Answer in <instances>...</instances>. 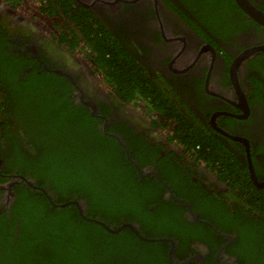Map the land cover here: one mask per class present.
<instances>
[{"label": "flooded vegetation", "instance_id": "flooded-vegetation-1", "mask_svg": "<svg viewBox=\"0 0 264 264\" xmlns=\"http://www.w3.org/2000/svg\"><path fill=\"white\" fill-rule=\"evenodd\" d=\"M248 2L264 13V0ZM103 35L120 59L100 69L96 51L111 52ZM261 46L264 26L236 0H0V217L26 189L55 201L13 163L19 155L35 170L51 155L49 128L67 100L88 109L94 130L138 166L133 183L151 179L144 194L161 205L143 215V227L138 214L139 223H121L137 228L143 239L127 232L139 249L133 241L122 250L125 241L90 264H264V215L246 207L230 222L242 207L233 203L241 195L235 172L264 199V51L245 54ZM4 88L13 101L21 89L20 99L10 102ZM204 142L220 146L225 160Z\"/></svg>", "mask_w": 264, "mask_h": 264}, {"label": "trees", "instance_id": "trees-1", "mask_svg": "<svg viewBox=\"0 0 264 264\" xmlns=\"http://www.w3.org/2000/svg\"><path fill=\"white\" fill-rule=\"evenodd\" d=\"M100 41L103 48H111L110 53L100 51L99 55L96 51L95 63L103 69L106 61L113 63L120 58L116 56L113 59L109 55L112 54L113 41L104 35ZM121 66L131 67V64L124 61ZM112 78L117 83L124 82L117 73H112ZM129 78V83L138 81V77ZM1 92L10 98V102H17L22 94L21 89H16L13 101L12 88L1 89ZM61 103H64L65 111H55L49 128L53 131L51 155L44 159L40 157L41 160L34 165L35 170L27 165L22 166L28 159L19 155L13 164L18 166L20 163L18 169L22 174L29 171L39 186H47L54 194L53 199L60 205L72 200H83L86 205L84 213L88 218L105 222L104 218L109 227H117L123 221L138 222L139 215L141 220L138 223L143 227V215L151 217L152 213L159 212L161 206L157 202L159 197L150 194L153 183L146 184L151 179L147 178L142 183L137 179L133 183L132 178L137 177L136 169L122 159L124 152L115 139L94 130V121L88 116V109H70L68 106H71V102L67 100ZM26 104L29 103L22 106ZM36 111L41 116L38 108ZM61 127L64 131L62 129L59 132L56 128ZM66 133H70L74 139ZM197 139L192 138V141ZM204 146L225 160L221 149L216 151L220 146L210 142H204ZM207 149L205 155L208 154ZM224 168L225 164L220 173ZM230 169L232 173L235 171L234 167L230 166ZM235 173L233 183L241 195L234 198L233 203L242 207L235 210L230 222H239L247 211L246 207H249L250 214L257 212L264 215V199L256 197L254 187L244 182L238 172ZM143 190L150 192L149 195L146 196ZM37 195L35 191L26 189L4 206L7 219L6 216L0 217V264H90L99 257L109 258L107 254L111 253L110 249H116L125 241L128 242L121 247L122 250L133 241L132 246L140 248V241L133 240L127 228L118 234H111L97 224L82 219L74 205L54 207L48 202H40ZM152 206H155L154 210L150 209ZM120 211L126 214H118ZM216 213L227 214L228 211L223 208V211ZM17 232L18 238H15Z\"/></svg>", "mask_w": 264, "mask_h": 264}, {"label": "water", "instance_id": "water-1", "mask_svg": "<svg viewBox=\"0 0 264 264\" xmlns=\"http://www.w3.org/2000/svg\"><path fill=\"white\" fill-rule=\"evenodd\" d=\"M238 6L247 14L249 15L251 18H253L254 20H256L258 23H260L261 25L264 26V13L261 12L260 10H258L257 8L253 7L248 0H236ZM254 51H264V46L258 47V48H254L253 50H249L247 51L245 54L249 55L250 53H253ZM244 57V55H242L240 58H238L233 66H232V72H235L236 67L238 66V64L240 63V61L242 60V58ZM95 109V106H91ZM92 109V108H91ZM136 169L139 171L138 166H135ZM75 205V207L77 208L78 214L80 215V217L86 221H88L89 223H93V224H98L100 226H102L105 230H107L110 233H117L120 230H122L123 228H129L139 239H143L137 228L135 226H133L132 224H127L124 223L118 227H109L108 225L104 224L103 222H100L96 219H92V218H88L85 213L84 210L86 208L85 204H82V202H76V201H70L67 202L64 206H69V205Z\"/></svg>", "mask_w": 264, "mask_h": 264}, {"label": "bare ground", "instance_id": "bare-ground-1", "mask_svg": "<svg viewBox=\"0 0 264 264\" xmlns=\"http://www.w3.org/2000/svg\"><path fill=\"white\" fill-rule=\"evenodd\" d=\"M70 202V201H69ZM51 204V203H50ZM66 204V203H65ZM54 207H61L59 203H57L56 201L53 202V204H51Z\"/></svg>", "mask_w": 264, "mask_h": 264}]
</instances>
